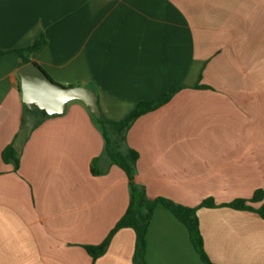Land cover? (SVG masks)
Listing matches in <instances>:
<instances>
[{
	"label": "crops",
	"instance_id": "0c3cea01",
	"mask_svg": "<svg viewBox=\"0 0 264 264\" xmlns=\"http://www.w3.org/2000/svg\"><path fill=\"white\" fill-rule=\"evenodd\" d=\"M42 38L31 63L54 83L95 92L110 121L180 89L127 133L149 198L199 208L264 193V0H0V50ZM23 66L18 54L0 60V264H133L132 229L96 261L85 249L126 214V174L107 160L92 174L105 140L82 102L25 140ZM11 144L21 151L18 171L3 161ZM197 215L213 264H264L258 214L217 207ZM147 263L205 264L163 207L147 233Z\"/></svg>",
	"mask_w": 264,
	"mask_h": 264
},
{
	"label": "trees",
	"instance_id": "16d2710c",
	"mask_svg": "<svg viewBox=\"0 0 264 264\" xmlns=\"http://www.w3.org/2000/svg\"><path fill=\"white\" fill-rule=\"evenodd\" d=\"M46 45V40L42 38L34 45L20 50L3 51L0 50V60L8 54H18L23 59V65L31 63L29 56L40 51ZM204 88V87H199ZM180 89L166 94L153 101L140 102L135 110L124 120L113 122L108 120L103 114L96 116L87 108L93 120L103 133L105 140V149L100 158L93 160L91 164L92 174L99 176L103 174L100 170V163L107 160L110 165H115L122 169L129 180L131 200L129 208L123 218L117 223L107 239L99 246H86L88 254L94 261L103 257L115 237L123 229H132L136 235L135 252L133 264L147 263V233L151 225L154 213L159 207L168 210L175 218L181 222L188 230L190 240L205 264H213L204 249V241L200 230L198 219L199 208H217L228 207L238 211H247L258 214L264 220V193L259 191L255 193L251 200H237L230 204L218 205L213 199L205 200L199 208H190L176 204L165 198L151 199L143 186L136 182L137 166L139 154L127 147V133L132 124L140 117L154 112L168 104ZM25 117L23 119V130L28 140L30 134L42 125V123L51 117L46 112L39 109L30 110L24 105ZM3 161L6 164L14 166L18 171L21 164V151L11 144L3 152ZM262 203L259 207L255 205Z\"/></svg>",
	"mask_w": 264,
	"mask_h": 264
},
{
	"label": "water",
	"instance_id": "95a60500",
	"mask_svg": "<svg viewBox=\"0 0 264 264\" xmlns=\"http://www.w3.org/2000/svg\"><path fill=\"white\" fill-rule=\"evenodd\" d=\"M23 104L30 110L39 109L49 116L64 115L73 102H82L92 114L101 116L97 94L85 87H65L54 83L35 63L18 71Z\"/></svg>",
	"mask_w": 264,
	"mask_h": 264
}]
</instances>
